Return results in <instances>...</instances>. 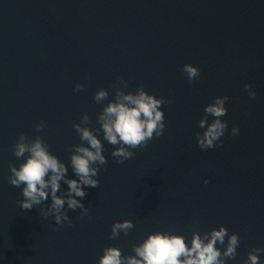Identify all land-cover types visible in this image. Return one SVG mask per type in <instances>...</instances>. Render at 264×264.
Listing matches in <instances>:
<instances>
[{
	"label": "water",
	"instance_id": "water-1",
	"mask_svg": "<svg viewBox=\"0 0 264 264\" xmlns=\"http://www.w3.org/2000/svg\"><path fill=\"white\" fill-rule=\"evenodd\" d=\"M184 64L199 69L198 80L189 84ZM118 76L125 94L142 87L167 101L163 135L120 164L110 155L118 145L104 141L96 122L114 102L112 85L123 87ZM77 83L83 89L74 92ZM100 89L108 98L97 104ZM223 96L222 146L202 151L198 121ZM84 114L90 123L81 127L95 129L108 163L99 166V186L84 189L88 213L65 204L71 227L59 228L40 215L50 198L20 209L23 185L9 184V164L24 162L13 155L20 134L39 136L76 179L71 150L88 145L73 124ZM125 220L133 229L109 239L112 224ZM221 226L240 241L226 264H245L253 248L264 249V0H0V264H97L106 247L132 256L155 232L190 246L193 231ZM259 259L264 264V253Z\"/></svg>",
	"mask_w": 264,
	"mask_h": 264
},
{
	"label": "clouds",
	"instance_id": "clouds-1",
	"mask_svg": "<svg viewBox=\"0 0 264 264\" xmlns=\"http://www.w3.org/2000/svg\"><path fill=\"white\" fill-rule=\"evenodd\" d=\"M181 70L189 84L200 77L199 69L190 64H184ZM117 81L123 87H117L115 83L112 85L115 89L114 102H109L103 107L96 122L102 130L104 141L112 146L118 145L110 155L120 164L134 156L130 149H144L154 135H163L164 113L160 109L167 101L147 94L142 87H138L135 94H125L123 89L127 88V82L119 76ZM82 89L83 85L77 83L73 91L79 92ZM244 89L249 99H255L256 93L251 90L250 84H245ZM107 98L108 92L104 89L98 90L93 97L97 104ZM227 101V96L217 97L204 107L205 115L197 125L204 131L202 134L196 133L195 136L196 144L202 151L222 146L221 137L228 129V123L221 117L227 115ZM209 115L214 118L210 124ZM89 123V116L84 114L80 124H73L81 142H87L88 145L85 147L82 143L71 150L70 166L76 179L66 178L68 168L50 154L49 146L39 136L32 140L23 134L18 136V142L13 146V155L16 158L24 157V162L18 168L9 164L11 175L8 182L16 188L23 185V199L17 201L22 211L31 210L50 198V206L47 210L41 208L40 215H51L59 228L71 227V221L64 209L65 204L69 210L80 209L82 217L88 213V209L80 203L86 196L84 189L99 186V180L95 178L98 176L99 166L108 163L102 154L105 149L101 140L93 134L95 129L81 127L82 124ZM44 128L43 121L35 125L37 132ZM238 133L239 129L232 127L230 134L235 136ZM61 182L67 185L66 192L61 189ZM77 197L79 199H76ZM133 227L134 224L130 220L113 223L109 239H117L120 233L127 235ZM59 228H53L52 231H59ZM239 243L238 235H230L222 226L219 230L213 229L202 234L193 231L190 246L186 244L183 236L155 232L148 235L138 246L132 247V256H122L121 251L115 247L104 248L97 264H226L227 260L235 259ZM218 244L224 248L223 252L217 247ZM261 253H264V249L253 248L245 264H260Z\"/></svg>",
	"mask_w": 264,
	"mask_h": 264
}]
</instances>
